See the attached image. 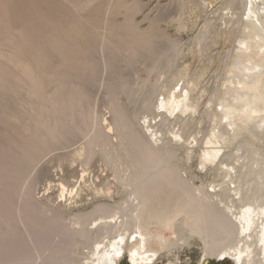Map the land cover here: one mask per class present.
Returning <instances> with one entry per match:
<instances>
[{
	"label": "bare ground",
	"instance_id": "bare-ground-1",
	"mask_svg": "<svg viewBox=\"0 0 264 264\" xmlns=\"http://www.w3.org/2000/svg\"><path fill=\"white\" fill-rule=\"evenodd\" d=\"M63 1L79 12L94 0ZM194 1L208 8L218 0ZM212 13L218 18L207 17L197 35L198 44L213 34V41L225 37L233 45L203 107L201 99L210 88L201 86L202 73L189 76L188 64H179L170 88L160 90L159 84H152L145 102L140 100L142 92L136 95L139 86L136 90L129 79L132 71L117 67L124 64L130 69L148 59L153 62L151 68H166L179 48L167 35L142 29L132 18L124 24L105 20L84 41H80L85 33L78 23L64 26L42 13L37 23L24 22L31 32L19 31L23 32L18 36L21 44H16L30 55L19 69L32 115L23 127V153L35 164L53 146L67 149L68 143L83 137L85 164L100 154L110 165L118 162L114 174L124 197L76 214L77 226H70L60 211L49 207L50 214L32 198L31 168H4L0 171V264H113L124 250L130 251L134 262L149 263L162 252L169 254L191 244L194 238L206 257L264 264V0H224ZM51 55L58 57V65L45 73L46 66L35 58L46 62ZM108 68L117 69V76L119 71L127 74L115 79L111 70V84H106L108 92H104L110 96L112 117L103 124L91 98L94 95L90 96L93 92L87 88L98 83L93 78L88 83L90 73ZM52 84L54 90L48 92ZM121 92L127 94L130 105L147 104L146 112L138 106L130 110L120 102ZM202 119L208 122L205 129ZM207 175L213 178L204 181ZM65 184H61L62 192L67 190ZM106 185L98 192L113 198L111 185Z\"/></svg>",
	"mask_w": 264,
	"mask_h": 264
},
{
	"label": "rangeland",
	"instance_id": "rangeland-1",
	"mask_svg": "<svg viewBox=\"0 0 264 264\" xmlns=\"http://www.w3.org/2000/svg\"><path fill=\"white\" fill-rule=\"evenodd\" d=\"M222 1L224 0H218L216 1V3L214 2V4H212L213 6L211 5L212 7L209 6L208 8H205L204 6H202V4H199L194 0H94L89 6L85 7L79 12H76L78 10L71 9L69 4L63 0H0V87L2 88H0V171L12 165H14L15 167H17L18 165L20 167L23 166L22 168H31V170L29 169L31 173V177L29 178L31 182H29V191L31 192V194H33L32 198H34L36 202L41 203L40 205H42L41 207H44V209H46L47 207L46 210L51 207L50 209L53 208L60 211L64 218L63 221H65V223L69 224L70 226L72 224H74L73 226H77L76 222H73L76 218V214L89 212L98 203H112L114 201L122 200V198L124 197V188L119 184L114 174V167L118 162L115 164L114 162H112L114 165H110L111 162L102 155L104 158L103 159L100 154L92 159V161L90 162L91 164H85V152L83 148L85 139L83 140V137L81 138V136H79L81 139L78 138L79 140H72L71 143H68V145L71 144L69 145V147L67 145H64L68 147L67 149H63V147L61 148V145H58L60 146V148L57 145H55V147L53 146L54 149L52 148V151H50V149L48 152L46 151V153L42 155L40 154V161L38 160V162H36L35 164H31L32 161L30 160V158L25 153H23V151L25 152V148L24 150L22 149V146L24 145H20V141L24 135L23 127L25 124H28L31 121L32 115V105L28 104L29 91L26 85H24V77L20 73L19 69L20 65L24 62V58H30V55H28V51H24L16 44L17 41L21 40V37H19L20 39H18V36L21 33L23 34V32L20 33L19 31L25 30L24 34H27V29L29 32H31L32 27H27L24 22L31 19L33 22L35 21L37 23V21L40 20L38 15L39 13H42L44 17H47L46 19L52 18L54 23L61 22V24L64 26L72 27L73 24L76 25V23H78L77 26L80 25V28L83 27V33H85L83 36H80V41H84V39H91L93 37L92 35H90L91 31L97 30L105 20H109L111 24H124L126 22H129L131 20L130 18H132L134 19L133 22L138 23L137 25H139V27L142 29L149 28L154 32L156 31L155 33H161L163 35L165 34V36L167 35V37L178 43L179 48L177 57L171 56L170 65L166 68H160V66L158 67L160 69H158L157 67L151 68L153 62L148 59H143L144 61L142 59V61H137L134 66L132 65L133 67L131 66L132 68L130 69H128V66L124 64H121L119 65L120 67H117L119 68V70H126L127 73L132 71V74L130 73L132 76L131 78L129 77V79L132 83L135 82L133 84V86L135 85V89L137 90L139 86L138 90H140V92H138V90L136 91V95H139V93L142 92L139 95L142 97L140 100L144 99L142 101L145 102L146 91L152 84H159L160 90H163L162 87L164 88L165 86L170 88L171 86L169 85L170 83H173L172 77L176 72V68L179 69L181 68V66H185V64H188L189 70L192 73L191 74L188 70L189 76L192 75L191 77L195 78L196 76H200L203 74L204 76L201 79V86H204L207 89L210 88L208 89L209 93L206 91L207 94L205 93V95L201 99V107H203L212 89L215 85H217V76L222 73V69L226 66L224 65V63L227 61L228 54L233 45V41L232 39L230 41H226L225 37L222 39L215 38V40L213 41L211 38L213 34H209L205 43L199 45L197 42V35L201 31V27L204 26L207 17H214L212 11L219 7L222 4ZM189 2L192 4H190ZM194 2L197 4H193ZM201 6L204 8H202ZM132 7H134V13L133 11L130 12L131 10H133ZM218 15L216 14V17L214 18H218ZM156 19L159 21L155 23ZM179 21H181L183 24L185 23L184 28L180 27L181 22ZM220 23L221 20L218 19L217 25H219ZM19 42L21 44V41ZM199 47L203 50L199 49ZM198 51L202 52V54ZM85 56H82L81 58V62L83 63V59L85 60ZM175 57L176 63L174 65ZM210 57L215 58V62L212 58L210 59ZM55 58L58 57L48 56V60H45L46 62L42 61L44 58H40L42 60H40L39 58L35 59L38 61L37 63H41L44 64L43 66H46V68L44 67L45 73H48L54 70L58 65V59H56L57 62L52 61L55 60ZM178 60H181L182 62H179ZM208 60L212 61H210L212 65L209 67L207 66L208 63L210 64ZM55 64L57 65L55 66ZM49 65L51 66L48 68ZM178 65L179 67H177ZM81 67H83V65ZM111 70L114 74V77L112 78L115 79L119 76L120 78H122L123 76L121 75L127 74L124 71L118 70L119 73L121 72V75L117 72V76V69L116 71L113 69ZM111 70H109L108 68L103 72L99 71L100 74L99 72H95L98 74V76H96L97 74L95 73H90L92 76H89L90 79L88 81L89 83L90 80H92L91 78H93V80H98V83L95 81L97 83H94L95 85L90 82L93 85V88L90 84L88 86L89 88L87 89L88 92H93H91L92 94H89L90 96L94 95L91 98L94 100L95 106L98 109L97 111L99 112V116L101 117V119H104L102 121L103 124L105 123V119H111L112 117L111 104H108V101L110 103V96L108 93H105L106 91L108 92L106 84H111V82H108L109 79L112 80V78H110L112 75L109 76L110 73H112ZM130 74L128 76H130ZM94 75L96 76V78L93 77ZM120 78H117V80H122ZM115 79H113V83L117 81ZM93 80L92 82H94ZM102 80L104 83L102 82ZM184 82L185 81H183V83ZM53 88L54 86L52 84L47 88V91L51 92L54 90ZM90 88L92 90H90ZM196 93L197 90L195 94ZM118 97L120 98V102L125 104L128 108H130V110H133L135 109V106H138L130 105V100L128 99L125 92H121ZM142 101L139 102L142 103ZM142 105H144L141 106L143 109L140 107V104L136 108L139 109L140 107V111L143 110V112H146V109L148 107H146L145 105L147 104ZM138 109L136 110L139 111ZM199 116H201V114H199ZM160 117L155 120L156 123L159 122V120L161 119ZM204 121L205 120L202 119L201 128L203 129L208 127V122ZM155 122H153V125L156 124ZM192 127L193 125H191V128ZM179 128L180 124H177L176 130H178ZM190 131H192V129ZM72 143L74 144L72 145ZM234 147L235 146H233V148ZM81 149H83V151H81ZM73 150L75 151L73 152ZM76 151L78 152V154H75ZM36 154L33 153V157H35L34 155ZM193 163L192 164L195 166L196 162L194 160ZM30 164L33 167L30 166ZM192 164L190 165L192 166ZM110 166H112V168ZM194 166L193 169L199 172L198 168H194ZM121 167L124 168V166L119 167V169L123 170ZM26 170L27 169L25 168V171ZM208 178H213V176L209 177V175H207L203 177L204 181L208 180ZM63 182L66 183L65 186L67 187V190L62 192L63 188L61 187V184ZM107 182L108 187L109 184L111 185L110 187L113 198L106 196L103 192H98V190L104 188V185L105 187L107 186ZM71 191L72 194H70ZM74 194L76 195L73 196ZM49 210L47 212H53ZM82 250H84L85 252L88 251L87 248H82ZM156 259L157 260H155L154 262L152 261L149 263H142V261L134 262L130 251L124 250V252H122V255L116 259L115 263L169 264L170 261L174 260L178 264H233V259L229 257H225L223 259L213 256L206 257L199 244V240L196 238L192 239L191 244L179 246L172 250V252L169 254L162 252L157 256Z\"/></svg>",
	"mask_w": 264,
	"mask_h": 264
}]
</instances>
